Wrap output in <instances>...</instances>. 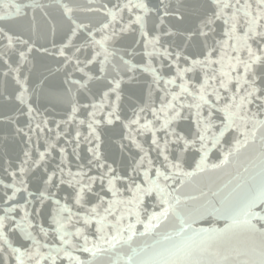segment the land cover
Returning <instances> with one entry per match:
<instances>
[{
	"label": "snow or ice",
	"instance_id": "snow-or-ice-1",
	"mask_svg": "<svg viewBox=\"0 0 264 264\" xmlns=\"http://www.w3.org/2000/svg\"><path fill=\"white\" fill-rule=\"evenodd\" d=\"M0 264H264V0H0Z\"/></svg>",
	"mask_w": 264,
	"mask_h": 264
},
{
	"label": "water",
	"instance_id": "water-1",
	"mask_svg": "<svg viewBox=\"0 0 264 264\" xmlns=\"http://www.w3.org/2000/svg\"><path fill=\"white\" fill-rule=\"evenodd\" d=\"M222 226V225H221Z\"/></svg>",
	"mask_w": 264,
	"mask_h": 264
}]
</instances>
